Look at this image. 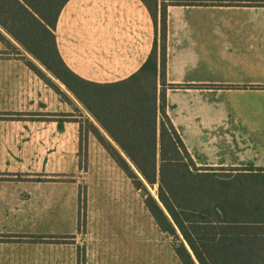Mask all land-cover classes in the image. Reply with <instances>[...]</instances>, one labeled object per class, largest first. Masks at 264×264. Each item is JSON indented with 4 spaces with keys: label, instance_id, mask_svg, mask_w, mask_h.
<instances>
[{
    "label": "crops",
    "instance_id": "crops-1",
    "mask_svg": "<svg viewBox=\"0 0 264 264\" xmlns=\"http://www.w3.org/2000/svg\"><path fill=\"white\" fill-rule=\"evenodd\" d=\"M250 1L167 5L166 113L200 167H264V3ZM160 32L159 24V41ZM55 34L74 73L106 84L141 69L156 26L143 0H68ZM4 49L0 112L25 114L0 116V264H184L155 219L148 235L146 196L132 181L88 183L82 226L81 143L102 142L81 119L117 142L70 90L69 102ZM162 88L159 81V102ZM73 102L83 115L72 114ZM161 120L159 112V130Z\"/></svg>",
    "mask_w": 264,
    "mask_h": 264
},
{
    "label": "trees",
    "instance_id": "trees-1",
    "mask_svg": "<svg viewBox=\"0 0 264 264\" xmlns=\"http://www.w3.org/2000/svg\"><path fill=\"white\" fill-rule=\"evenodd\" d=\"M143 1L156 26L154 46L137 73L116 83L90 82L63 60L55 27L68 0H0V26L64 83L117 142L106 141L91 124L92 132L146 196L163 231L180 239L178 228L200 264H264V167L197 166L166 113L165 101L167 5H237L244 0H163L160 19L158 0ZM0 40L20 53L1 31ZM21 59L50 82L32 60ZM147 184H158V198ZM175 249L184 264H196L183 242Z\"/></svg>",
    "mask_w": 264,
    "mask_h": 264
},
{
    "label": "rangeland",
    "instance_id": "rangeland-1",
    "mask_svg": "<svg viewBox=\"0 0 264 264\" xmlns=\"http://www.w3.org/2000/svg\"><path fill=\"white\" fill-rule=\"evenodd\" d=\"M152 1V0H151ZM160 24V21H159ZM9 34V33H8ZM11 41L16 45L19 54L14 53L16 50L14 49L13 45L8 44V42H4L0 40V44H2L5 49L1 51L3 55H13L19 58H26L33 61V63L40 69L45 77L50 80V82H46L44 78H42L52 89L56 91L55 88H58L62 91L63 95H60L63 99H66L70 102L69 93L66 90V85L61 83L59 79H57L50 71L33 55H31L21 44H19L15 39H13L10 34L6 35ZM160 43V41H159ZM33 70V69H32ZM34 71V70H33ZM35 72V71H34ZM36 73V72H35ZM37 74V73H36ZM38 75V74H37ZM39 76V75H38ZM40 77V76H39ZM64 84V85H63ZM68 89V88H67ZM57 92V91H56ZM71 92V91H70ZM58 93V92H57ZM72 93V92H71ZM73 94V93H72ZM74 95V94H73ZM80 102V100L78 99ZM81 103V102H80ZM82 108H86L82 103ZM72 108L74 115H83L80 112L79 106L72 103ZM87 109V108H86ZM88 110V109H87ZM82 125L86 131L91 130V123L87 118H82ZM169 142V141H168ZM115 144V143H113ZM244 150H250V143H244ZM116 145V144H115ZM124 154V153H123ZM81 166L83 168V173L86 176L82 180V185L80 187L81 190V220L82 226H85L86 222V212H87V189L88 183H92L93 188L99 189H113L114 187H125L128 184L131 188H134L133 184L131 183V179L123 172L122 168L117 164L116 160L111 156L109 151L102 143H81ZM250 167V166H248ZM147 187L152 195L158 198V184L155 186H151L147 184ZM141 191V190H140ZM140 193V192H139ZM142 194V191L140 195ZM143 198V197H142ZM147 222H148V235H154L155 229V221L154 218L151 216L149 210L147 212ZM172 237L174 245H178L180 241L172 236L170 233H167ZM79 253L84 254L86 251V247L79 246Z\"/></svg>",
    "mask_w": 264,
    "mask_h": 264
}]
</instances>
